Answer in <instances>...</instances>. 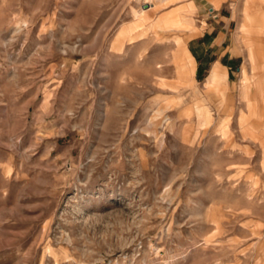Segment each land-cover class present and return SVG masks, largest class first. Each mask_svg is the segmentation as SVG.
Returning <instances> with one entry per match:
<instances>
[{
  "label": "rangeland",
  "instance_id": "obj_1",
  "mask_svg": "<svg viewBox=\"0 0 264 264\" xmlns=\"http://www.w3.org/2000/svg\"><path fill=\"white\" fill-rule=\"evenodd\" d=\"M263 62L264 0H0V264H264Z\"/></svg>",
  "mask_w": 264,
  "mask_h": 264
},
{
  "label": "crops",
  "instance_id": "obj_2",
  "mask_svg": "<svg viewBox=\"0 0 264 264\" xmlns=\"http://www.w3.org/2000/svg\"><path fill=\"white\" fill-rule=\"evenodd\" d=\"M186 9H189L191 8V5H188V6H185ZM168 21V19L166 18H161L159 20V23L163 24L164 22ZM170 21V20H169ZM175 25H176V29H186L185 26H188L189 24L182 20V18H177V19H174L173 20ZM187 31H190V30H187ZM247 49H248V58H249V61H250V64L254 67L256 64H255V60H254V55L252 53V47L251 45H247ZM188 56L190 55L187 48H185ZM191 56V55H190ZM189 56V58H190ZM192 58V57H191ZM215 66V65H214ZM214 66L211 68L210 70V73H209V76L207 77L206 79V82H209L208 85L209 86H212V87H220V89H224V78H225V74L223 75V77L221 78L220 77V74L218 75V80H220V86L217 85L216 83L212 82V76H213V69L216 71V73H218V67L216 66L214 68ZM252 67V70L254 71L255 68ZM259 70L257 73H254L250 78H254L256 75L259 76L261 79H259L258 81H256V85L255 83H253L250 87V90L248 92V98H244L248 101V106H250L251 108V115L252 117L254 118V123L253 125H263V120H264V82H263V77H262V73H264V62L261 64V66L259 68H256V70ZM241 75L244 76V71L241 69L240 71ZM256 76V77H257ZM210 79V81H209ZM244 80V83L247 84V80L246 78H243ZM219 84V83H218ZM245 89V85L243 84L242 86V91H241V95L243 94V90ZM260 145H262V150H263V157H264V144L263 142L260 143Z\"/></svg>",
  "mask_w": 264,
  "mask_h": 264
},
{
  "label": "bare ground",
  "instance_id": "obj_3",
  "mask_svg": "<svg viewBox=\"0 0 264 264\" xmlns=\"http://www.w3.org/2000/svg\"><path fill=\"white\" fill-rule=\"evenodd\" d=\"M214 71V73H213V76H212V81H214L215 79H216V76H217V73H216V71L215 70H213ZM218 81V80H217ZM209 83V82H208ZM218 83V82H217Z\"/></svg>",
  "mask_w": 264,
  "mask_h": 264
}]
</instances>
